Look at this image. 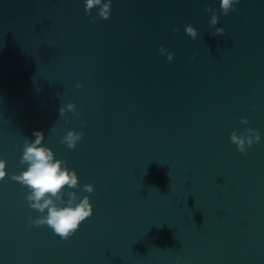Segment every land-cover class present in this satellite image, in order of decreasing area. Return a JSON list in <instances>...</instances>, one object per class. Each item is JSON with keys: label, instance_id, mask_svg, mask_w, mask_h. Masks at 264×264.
Instances as JSON below:
<instances>
[{"label": "water", "instance_id": "1", "mask_svg": "<svg viewBox=\"0 0 264 264\" xmlns=\"http://www.w3.org/2000/svg\"><path fill=\"white\" fill-rule=\"evenodd\" d=\"M110 8L0 0V264H264V0ZM247 128L260 140L241 152ZM34 129L79 177L55 202L93 205L67 238L31 223L13 179Z\"/></svg>", "mask_w": 264, "mask_h": 264}, {"label": "clouds", "instance_id": "2", "mask_svg": "<svg viewBox=\"0 0 264 264\" xmlns=\"http://www.w3.org/2000/svg\"><path fill=\"white\" fill-rule=\"evenodd\" d=\"M220 9L224 14L230 10H234V5L237 0H216ZM111 0H84L86 11H91L98 6L99 15L103 18H108L111 13ZM205 13L209 12L204 9ZM217 17L213 12L208 20L209 27H215ZM217 33H223L222 27H216ZM184 34L192 40L196 33L190 28H184ZM161 52H166L167 49L161 46ZM166 59L172 60V55L168 54ZM69 109H73L74 105L69 103ZM64 108L60 109L61 113ZM242 122H246L242 118ZM82 123H84L82 121ZM83 131L68 129L62 137V141L69 147H75L76 143L82 139ZM33 136L30 142H25L21 154V161L26 162L27 167L21 172L13 175V179L26 186L29 191L26 193V198L29 206L38 210L41 215L29 218L33 224H47L55 233L63 238L72 235L80 226L81 222L93 213V205L89 196H83L77 200V193L69 192L71 198L68 203L58 205L54 198H59L63 194L65 186L74 188L79 183V177L75 169H70L66 166L62 159L55 156L54 151L42 141L44 139L43 130L34 129ZM230 140L236 145L237 149L245 152L246 145L251 146L254 141L260 140V135L252 128H247L243 132L237 134L234 130L230 134ZM6 161L0 158V178L6 175ZM88 192L94 190V185L89 183L85 185ZM45 209L47 211L45 212Z\"/></svg>", "mask_w": 264, "mask_h": 264}]
</instances>
